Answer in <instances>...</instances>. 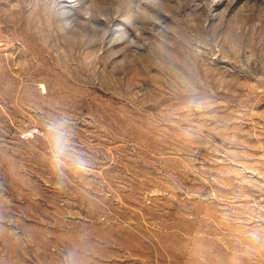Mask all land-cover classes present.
<instances>
[{"label":"rangeland","instance_id":"rangeland-1","mask_svg":"<svg viewBox=\"0 0 264 264\" xmlns=\"http://www.w3.org/2000/svg\"><path fill=\"white\" fill-rule=\"evenodd\" d=\"M0 264H264V0H0Z\"/></svg>","mask_w":264,"mask_h":264}]
</instances>
